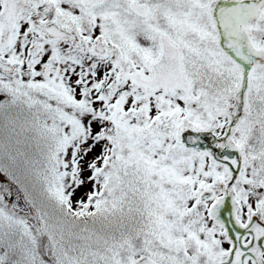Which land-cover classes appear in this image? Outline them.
I'll return each mask as SVG.
<instances>
[{
    "label": "snow or ice",
    "instance_id": "6c2138e0",
    "mask_svg": "<svg viewBox=\"0 0 264 264\" xmlns=\"http://www.w3.org/2000/svg\"><path fill=\"white\" fill-rule=\"evenodd\" d=\"M0 264H264V0H0Z\"/></svg>",
    "mask_w": 264,
    "mask_h": 264
}]
</instances>
